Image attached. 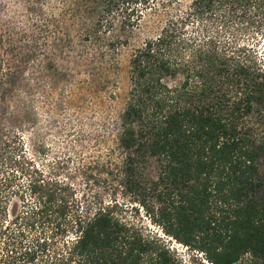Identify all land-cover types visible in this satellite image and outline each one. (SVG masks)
I'll return each mask as SVG.
<instances>
[{
  "label": "trees",
  "instance_id": "trees-1",
  "mask_svg": "<svg viewBox=\"0 0 264 264\" xmlns=\"http://www.w3.org/2000/svg\"><path fill=\"white\" fill-rule=\"evenodd\" d=\"M154 1L180 2L112 4ZM130 13L125 21L133 29L140 18L135 9ZM216 17L223 25L260 24L263 31L264 0H191L183 16L132 54L130 90L119 115V185L131 197L149 191L156 204L150 221L211 264H264V41L258 53L187 34L192 21ZM4 160L0 153V167ZM8 161L30 172L25 158ZM152 166L155 181L146 172ZM32 174L28 186L38 205L32 214L55 211L64 220L47 237L5 243L6 259L17 254L14 264H181L163 238L123 220L117 202L84 214L77 209L66 219L68 186Z\"/></svg>",
  "mask_w": 264,
  "mask_h": 264
},
{
  "label": "rangeland",
  "instance_id": "rangeland-1",
  "mask_svg": "<svg viewBox=\"0 0 264 264\" xmlns=\"http://www.w3.org/2000/svg\"><path fill=\"white\" fill-rule=\"evenodd\" d=\"M101 1L0 0V153L5 158L0 167V264H14L17 254L5 258L11 238L34 242L63 224L64 217L52 210L46 217L32 214L38 206L28 186L33 170L44 180L68 186L64 194L72 210L66 219L77 209L84 214L117 202L123 220L163 238L181 264H211L152 223L154 197L149 191L138 197L125 194L117 174L122 160L119 115L130 90L131 56L169 20L183 16L191 0L145 6ZM132 9L140 18L133 29L125 21ZM242 23L223 25L217 17L192 21L187 34L214 36L259 53L264 29ZM8 158H25L33 169L24 165L30 169L26 174ZM156 170L146 171L154 181ZM51 255L49 250L44 259Z\"/></svg>",
  "mask_w": 264,
  "mask_h": 264
}]
</instances>
